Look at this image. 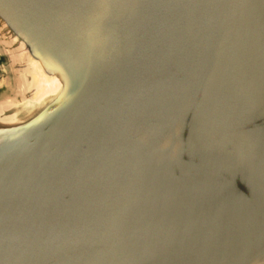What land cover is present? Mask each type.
I'll return each mask as SVG.
<instances>
[{
	"label": "water",
	"instance_id": "obj_1",
	"mask_svg": "<svg viewBox=\"0 0 264 264\" xmlns=\"http://www.w3.org/2000/svg\"><path fill=\"white\" fill-rule=\"evenodd\" d=\"M0 264H264V0H0Z\"/></svg>",
	"mask_w": 264,
	"mask_h": 264
}]
</instances>
